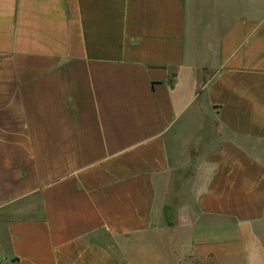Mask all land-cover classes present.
Wrapping results in <instances>:
<instances>
[{
  "label": "crops",
  "instance_id": "1",
  "mask_svg": "<svg viewBox=\"0 0 264 264\" xmlns=\"http://www.w3.org/2000/svg\"><path fill=\"white\" fill-rule=\"evenodd\" d=\"M220 255L264 264V0H0V264Z\"/></svg>",
  "mask_w": 264,
  "mask_h": 264
},
{
  "label": "rangeland",
  "instance_id": "2",
  "mask_svg": "<svg viewBox=\"0 0 264 264\" xmlns=\"http://www.w3.org/2000/svg\"><path fill=\"white\" fill-rule=\"evenodd\" d=\"M231 230V228H230ZM234 257V256H233ZM228 258L227 256H215L213 264H244L243 257L235 256L234 258Z\"/></svg>",
  "mask_w": 264,
  "mask_h": 264
}]
</instances>
